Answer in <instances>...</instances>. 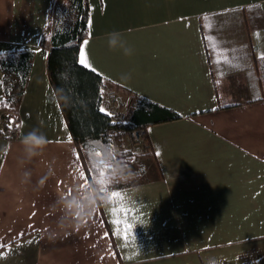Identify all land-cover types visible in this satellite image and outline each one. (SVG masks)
<instances>
[{"label":"crops","instance_id":"obj_1","mask_svg":"<svg viewBox=\"0 0 264 264\" xmlns=\"http://www.w3.org/2000/svg\"><path fill=\"white\" fill-rule=\"evenodd\" d=\"M57 1L0 0V52L35 50L19 136L0 137V264H264V0H89L88 67L127 109L139 95L180 117L148 125L152 174L110 189L123 212L100 201L72 222L60 197L88 176L40 43ZM114 31L131 55L109 48ZM3 81L0 63V110ZM33 128L49 143L28 160Z\"/></svg>","mask_w":264,"mask_h":264},{"label":"trees","instance_id":"obj_2","mask_svg":"<svg viewBox=\"0 0 264 264\" xmlns=\"http://www.w3.org/2000/svg\"><path fill=\"white\" fill-rule=\"evenodd\" d=\"M89 0H62L52 4L49 20L40 43L49 47L47 67L49 80L58 97L71 134L78 144L79 153L90 183L97 171H89L97 160L91 156L93 150L103 151L111 146L105 130L110 123L107 113L101 112L105 78L90 67L78 63L80 47L89 33ZM35 50L32 48L0 52L6 99L2 109L5 124L20 126L15 103L21 97L28 82ZM131 127L179 118L180 114L139 95H134L128 105ZM111 149V147H110ZM149 153L145 155L151 154ZM114 162L130 168L134 155L130 152H114ZM141 165V164H140ZM140 170H143L142 165ZM112 171L107 173L111 175ZM133 182H127L131 184Z\"/></svg>","mask_w":264,"mask_h":264},{"label":"clouds","instance_id":"obj_3","mask_svg":"<svg viewBox=\"0 0 264 264\" xmlns=\"http://www.w3.org/2000/svg\"><path fill=\"white\" fill-rule=\"evenodd\" d=\"M107 35L108 46L110 49H116L119 47L124 51L125 55H131L132 49L127 45V42L121 38L120 32L114 31L108 33ZM48 143L49 140L47 136L38 128H33L20 136V144L22 145L24 156L28 160L40 155ZM108 151L113 154L116 149L113 146ZM94 162L97 164H109V155L104 153L103 156L97 158ZM110 167L112 168L111 175L113 176L117 173L122 174L125 170L124 166H121L114 161L110 163ZM30 175V172H24V181L22 182H27ZM40 183L42 184L43 180H41ZM60 201L63 203L65 210L70 214L72 222L73 220L78 221L91 216L95 212L98 202L103 201L104 203H108L109 197L108 194L101 191L100 186L93 181L87 184L83 190V195L68 197L67 194H65L60 197ZM59 223L61 227L66 226V224L62 222ZM208 264H221V261L213 258L208 261Z\"/></svg>","mask_w":264,"mask_h":264},{"label":"built area","instance_id":"obj_4","mask_svg":"<svg viewBox=\"0 0 264 264\" xmlns=\"http://www.w3.org/2000/svg\"><path fill=\"white\" fill-rule=\"evenodd\" d=\"M102 108L109 116L110 123L105 130L110 139L111 148L115 152H130L134 157H140L150 152L152 145L148 138V128L144 126L131 127L125 98L117 91L103 87ZM6 110H0V137H6L9 141L19 136V127L9 123L5 124Z\"/></svg>","mask_w":264,"mask_h":264},{"label":"snow or ice","instance_id":"obj_5","mask_svg":"<svg viewBox=\"0 0 264 264\" xmlns=\"http://www.w3.org/2000/svg\"><path fill=\"white\" fill-rule=\"evenodd\" d=\"M92 21L89 20V26L91 27ZM84 45L88 44V41L85 40L83 41ZM261 58H264V56H262ZM78 63L81 64L84 67H88V61L86 58V54H85V50L84 47L80 48V52H79V58H78ZM215 110V109H214ZM101 112H104L105 109L101 108L100 109ZM17 127H19V125H17ZM111 146H108V149H105L103 151L104 153H107L109 155V159H110V163L112 161L115 160V157L113 154H111L108 150L110 149ZM102 155L101 151H96L93 150L91 152V156L94 158H100ZM157 155H159V153H157ZM110 163L109 164H97L95 162L92 163L91 168L89 169V171H97V177L96 179H94V181L100 186L101 191L106 192L108 194L109 200L117 205L116 207L112 208V213L113 215H119V213L123 212L124 209L119 207V204H121L123 202V194L119 191H110V185L112 184V180L110 178L109 175H107V173H109L110 171H112V168L110 167ZM80 175L81 178H85V173L83 170L80 171ZM92 178H86L85 179V185H87L89 183V180H91ZM131 229L129 228L127 231H130ZM127 231L125 233L124 239L127 240ZM22 235V234H21ZM28 243H32V241H28ZM2 255V254H0Z\"/></svg>","mask_w":264,"mask_h":264},{"label":"rangeland","instance_id":"obj_6","mask_svg":"<svg viewBox=\"0 0 264 264\" xmlns=\"http://www.w3.org/2000/svg\"><path fill=\"white\" fill-rule=\"evenodd\" d=\"M140 157H134L132 164L130 165V168L125 169L124 172L121 173H117L114 176L113 175H109L111 180H112V184L110 185V189L116 188L122 184H125L126 181L127 182H135V181H139L143 178H146L147 175H151V172H143L142 170H140V163H143V161L145 162V160H142ZM150 163V162H148ZM144 164V163H143ZM150 171V170H149Z\"/></svg>","mask_w":264,"mask_h":264}]
</instances>
